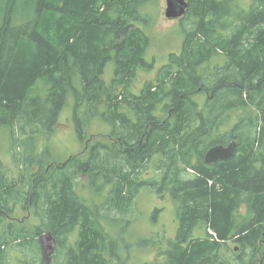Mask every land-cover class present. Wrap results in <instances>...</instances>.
<instances>
[{
    "label": "trees",
    "instance_id": "16d2710c",
    "mask_svg": "<svg viewBox=\"0 0 264 264\" xmlns=\"http://www.w3.org/2000/svg\"><path fill=\"white\" fill-rule=\"evenodd\" d=\"M187 1L182 49L135 91L152 67L157 0H0V128L18 129L23 149L19 170L0 160V264L16 251L47 264L44 234L50 264H127L144 190L169 198L178 220L148 264H264V0ZM70 100L86 144L45 164L41 135ZM94 116L111 125L106 138L86 136ZM233 139L231 159L205 161Z\"/></svg>",
    "mask_w": 264,
    "mask_h": 264
},
{
    "label": "rangeland",
    "instance_id": "374dc122",
    "mask_svg": "<svg viewBox=\"0 0 264 264\" xmlns=\"http://www.w3.org/2000/svg\"><path fill=\"white\" fill-rule=\"evenodd\" d=\"M237 2L243 9H248L251 4V0H237ZM166 5V0H157L156 3L147 6L146 10L152 16V22L147 27L150 45L146 58L152 62V67L148 71L141 70L142 72L138 73V81L136 80L133 84L135 91L141 87V80L146 77L155 78L158 68L167 62L169 55L173 52H179L183 47L185 29L189 26L188 21L183 18H167L165 15ZM113 75L114 63L110 62L105 74L107 81L110 82ZM72 102L70 100V103L63 108L58 119V125L49 138L46 140V137L41 135L39 149H44V145L49 149V152H46L47 154H44L42 158L45 164L62 163L84 149L86 142L79 136ZM111 130L112 127L108 122L101 117L94 116L86 129V136L106 138ZM19 137H22V133L18 129L16 134L14 133L12 136L8 129L0 128V160L12 170H19V166L22 164L20 154L23 149L19 144ZM14 153H18V156H15ZM84 180L86 178H82L80 181L83 182ZM135 207L137 211L134 215V222L124 235L130 253L127 264L152 263L157 255V247L152 245V240L168 239L176 235L178 230L176 207L169 198H159L146 190L138 196ZM146 239H151L150 243L139 245V241ZM163 242L165 248L167 241ZM41 245V257L47 264H50L51 261L49 263L47 253L51 252L53 242L49 239L48 234L42 236ZM235 245L234 242H231L232 247ZM16 252V258L12 260L11 264H22L19 261L21 259L18 254L20 251ZM29 253L31 254V252Z\"/></svg>",
    "mask_w": 264,
    "mask_h": 264
},
{
    "label": "water",
    "instance_id": "95a60500",
    "mask_svg": "<svg viewBox=\"0 0 264 264\" xmlns=\"http://www.w3.org/2000/svg\"><path fill=\"white\" fill-rule=\"evenodd\" d=\"M166 11L165 15L167 18H181L186 15L188 9L187 0H166ZM238 142L233 139L227 145L217 144L208 149L205 154V161L208 164H216L219 161H227L234 155ZM51 239V236L48 235ZM52 240V239H51ZM54 245L51 247V252L47 253L49 263L51 261L50 254L53 253ZM49 254V255H48Z\"/></svg>",
    "mask_w": 264,
    "mask_h": 264
},
{
    "label": "flooded vegetation",
    "instance_id": "af4514ba",
    "mask_svg": "<svg viewBox=\"0 0 264 264\" xmlns=\"http://www.w3.org/2000/svg\"><path fill=\"white\" fill-rule=\"evenodd\" d=\"M50 239V238H49ZM51 255H52V253H51Z\"/></svg>",
    "mask_w": 264,
    "mask_h": 264
}]
</instances>
